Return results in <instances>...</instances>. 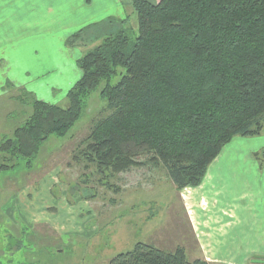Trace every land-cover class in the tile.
Masks as SVG:
<instances>
[{
    "label": "trees",
    "instance_id": "trees-1",
    "mask_svg": "<svg viewBox=\"0 0 264 264\" xmlns=\"http://www.w3.org/2000/svg\"><path fill=\"white\" fill-rule=\"evenodd\" d=\"M131 3L137 37L131 40L122 29L125 20L108 22L100 44L77 61L81 77L67 94L68 107L34 101L30 117L0 146L1 154L30 162L50 136L71 130L98 90L109 114L91 129L85 158L120 173L147 154L178 191L198 186L233 138L261 134L264 0ZM95 25L79 29L73 39ZM109 264L208 263L188 261L181 248L166 252L138 243Z\"/></svg>",
    "mask_w": 264,
    "mask_h": 264
},
{
    "label": "rangeland",
    "instance_id": "rangeland-1",
    "mask_svg": "<svg viewBox=\"0 0 264 264\" xmlns=\"http://www.w3.org/2000/svg\"><path fill=\"white\" fill-rule=\"evenodd\" d=\"M120 10H110V17H99L74 39L83 27L26 41L25 48V41L14 40L9 67L0 56V146L30 117L34 101L68 107L67 94L81 77L77 61L100 44L108 22L125 20L122 29L131 40L137 37L132 3ZM108 114L98 90L71 130L50 136L30 162L0 153V264H109L138 243L166 252L181 248L188 261L197 256L177 190L161 164L142 154L140 165L114 173L83 155L91 129ZM256 137H235L232 143L254 147ZM256 151L263 163L264 149Z\"/></svg>",
    "mask_w": 264,
    "mask_h": 264
},
{
    "label": "crops",
    "instance_id": "crops-1",
    "mask_svg": "<svg viewBox=\"0 0 264 264\" xmlns=\"http://www.w3.org/2000/svg\"><path fill=\"white\" fill-rule=\"evenodd\" d=\"M145 1L157 4L160 0ZM122 7L131 9V0H0L2 63L11 65L16 39L25 41V48L26 41L61 36L64 31L94 24L99 17H110L105 15L110 10L120 12ZM32 26L40 31L23 32ZM262 138L256 137L254 147L234 144L233 139L209 164L198 186L177 190L197 247L193 260L264 264V160L261 164L256 159V149H264Z\"/></svg>",
    "mask_w": 264,
    "mask_h": 264
},
{
    "label": "water",
    "instance_id": "water-1",
    "mask_svg": "<svg viewBox=\"0 0 264 264\" xmlns=\"http://www.w3.org/2000/svg\"><path fill=\"white\" fill-rule=\"evenodd\" d=\"M254 262H256V263H257L258 261H254Z\"/></svg>",
    "mask_w": 264,
    "mask_h": 264
}]
</instances>
